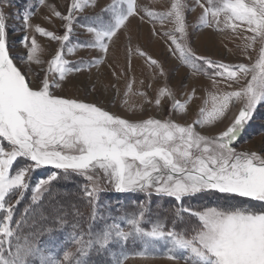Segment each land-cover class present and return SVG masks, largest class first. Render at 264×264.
Segmentation results:
<instances>
[{
	"label": "snow or ice",
	"instance_id": "1",
	"mask_svg": "<svg viewBox=\"0 0 264 264\" xmlns=\"http://www.w3.org/2000/svg\"><path fill=\"white\" fill-rule=\"evenodd\" d=\"M4 3L0 0V264H88L84 257L92 251L106 254L110 245H124L130 240L142 243L144 251L138 255L147 256L148 249L163 247L167 259L177 264L180 260L184 264H264V155L237 151L234 146L253 113L264 106V0H192L191 4L189 0H167L161 10L139 6L137 0H111L99 13L85 17L90 22L81 27L89 39L72 46L68 45L78 14L98 7L96 0H68L63 11L47 0H38L37 7L48 8L44 19L53 27L59 22L63 33L32 24L34 11L21 16L22 30L33 35L19 38L25 49L20 60L44 63L38 55L37 35L59 44L47 68L41 69L43 76L37 73L35 86L10 52L9 35L15 29L9 28ZM197 7L201 12L195 27L248 33L243 37V50L257 51L254 46L259 44L255 61L229 64L197 55L186 43L187 16ZM136 17L141 21L147 18L154 35L156 22L161 28L170 25L163 33L169 51L192 76L202 73L211 80L213 90L197 107V118L192 122L171 116L129 120L94 103L58 94L71 74L102 64L110 43ZM77 49H96L102 56L77 61L66 58ZM138 54L158 70V77L166 79L156 59L144 52ZM133 84L134 79L127 84L125 95ZM141 85L153 87L143 81ZM197 91L192 86L181 101L164 83L156 89L154 101L147 91L137 94L158 108L170 102L172 114L187 115L198 99ZM236 104L238 114L226 130L208 134L206 129L226 118ZM46 166L85 179L83 194L92 209V222L104 219L97 207L105 186L121 193H144L147 203L138 202L137 207L124 211L121 222L106 223L96 231L91 225H73L80 229L72 237L75 251L64 250L62 259L53 257L25 234L26 218L15 219V205L9 202L15 198L18 204L30 187V173ZM56 178L53 172L35 184L33 203L43 187ZM206 191L248 198L261 208L194 210L184 206L186 198ZM154 194L176 202L170 209L171 228L159 215L148 219L150 227L144 223L151 215L150 198ZM185 214L195 218L196 226L178 229L176 224L183 223ZM60 223L67 221L60 217ZM127 258L113 257V264H125Z\"/></svg>",
	"mask_w": 264,
	"mask_h": 264
},
{
	"label": "rangeland",
	"instance_id": "2",
	"mask_svg": "<svg viewBox=\"0 0 264 264\" xmlns=\"http://www.w3.org/2000/svg\"><path fill=\"white\" fill-rule=\"evenodd\" d=\"M163 1L165 2L164 4L167 3V0H137V3L139 6L161 10V6L164 5ZM47 2L56 5L58 10L63 11L68 0H47ZM96 2L98 7L89 8L85 13L78 14L79 20L74 24V30L68 46H72L77 41L89 39L81 24L89 23L90 21L86 20L85 17L99 13L101 8L109 4L111 0H96ZM191 2L192 0H189L190 4ZM37 4L38 0H5L3 4V11L6 15L9 28L15 29V31H10L9 35L10 52L16 58L14 62L22 69L33 86L39 80L37 73L43 76L44 73L41 72V69L47 68V62L55 54L59 44L56 41H49L47 38L37 35L36 38L41 48L38 55L44 63L28 64L20 60L18 57L25 52V49L19 42V38L25 34L29 36L33 35L30 30L27 33L22 30L21 16L25 11H34L35 14L31 18L32 24H40L49 30L55 31L58 35L63 33L59 22H56L53 27L44 19L48 13V8L44 6L37 7ZM200 12L201 10L197 7L195 12L187 16L188 38L186 43L197 55L229 64L244 63L247 65L255 61L259 44L254 46L257 51L249 49L245 52L243 50L245 43L243 37L247 36L248 33L243 31L232 33L230 30L217 31L214 28H197L195 25L198 24ZM134 27L135 30H131ZM170 27V25L166 24L165 27L161 28L160 24L156 22V34L154 35L152 31L153 24L147 22V18L144 21H141L138 17L131 18L130 22L127 23L126 29L121 30L118 36L114 38V42L110 43L107 54L103 55V63L91 69L71 74L66 82L62 83V88L57 90L58 94L66 98L94 103L110 113L129 120H139L150 116L155 118H169L171 116V118L180 120L181 122H192L197 118L196 104L190 106L187 115L172 114L170 102L158 108L154 102L152 104L145 103L144 98L137 94L139 91H147L149 97L154 101L156 89L167 83L176 93V98L183 101L185 99L184 93L188 92L192 86H195L198 90L197 103L199 102L198 106H201L207 93L213 90L208 76L202 73L195 77L192 76L191 70L183 66L177 59V56L169 51V42L163 33ZM205 33L212 34L213 37L223 42L222 48L208 44L205 41L206 39L204 40L203 38V34ZM226 41L231 42V44L227 46L225 44ZM155 42H158V46L154 49ZM139 52H144L147 56L156 59L163 67L166 79L158 77V70L150 67L145 57L138 54ZM99 56H102V54L96 49H77L75 54L66 55V58L70 61H77L80 59H96ZM249 56L252 57L251 60L248 59ZM108 61H110L108 63L109 66L104 70L100 69ZM154 77L156 78L154 79ZM191 77H194L196 80L190 82ZM133 79L135 80V84H133L132 91L125 95L126 86ZM141 81L144 82V85L152 84L153 87L148 89L141 85ZM100 90L104 91V93H101ZM237 105L231 107V111L227 114L226 118L207 128L208 134L218 135L220 132L226 130L238 114L239 106ZM198 130L200 129L198 128ZM234 146L237 151H255L260 155H264V106L256 109L251 119L245 125L244 130L239 134L237 141L234 142ZM20 163H23V161ZM53 172H56L57 178L43 187L41 193L38 194L37 201L33 203L32 195L35 184L42 178L47 179ZM28 180L30 187L25 192L23 199L18 204H16L15 198L9 201L15 205L14 218L19 220L25 217L27 221L25 234L45 249L46 253H50L53 257L60 259L63 258L64 250L75 251L72 237L80 229H74L73 225L78 224L82 227L91 225L93 231H96L106 223H112L113 221L121 222L124 217V211L137 207L138 202L147 203L144 193H121L105 186L99 195L97 207L98 214L102 215L104 219L98 218L95 222H92L89 212L92 209L83 194V186L86 181L81 176L65 174L63 171L57 170L52 166H46L31 172ZM220 194L222 193L206 191L204 198L208 200V203L218 202L224 206L227 204L225 202L224 204L222 200L229 202V199L233 198ZM236 200L233 199L231 201ZM150 201L152 213L144 223L150 227L148 219H154L159 215L166 219L168 227L171 228L170 209L174 208L173 200L154 194L150 198ZM190 203L184 201L186 206H190ZM84 205L87 209H85ZM78 206H82L81 209H84V212L81 211L82 214L76 215L77 211L75 209H79L76 208ZM25 209L28 210L27 214H25ZM50 213L52 214L51 216H49ZM53 216L55 219H53ZM39 217H43L42 221H40ZM60 217H64L67 223L61 224ZM182 219L183 223L176 224L178 229L196 226L195 218L185 215ZM53 220L55 221L54 225L57 230L53 231V228H51V231H49L50 225H53ZM33 225H36V227L41 226L40 231L36 234L32 231ZM122 226L126 227L123 224ZM48 233L51 234L48 235ZM141 251H144L142 243L138 240H130L124 245H110L106 254H97L95 251H92L84 259L88 261V264H113V257L127 255L128 258L125 260V264H177L176 261L167 259V252L163 247L148 249L147 256L138 255ZM179 264H184V261L180 260Z\"/></svg>",
	"mask_w": 264,
	"mask_h": 264
},
{
	"label": "trees",
	"instance_id": "3",
	"mask_svg": "<svg viewBox=\"0 0 264 264\" xmlns=\"http://www.w3.org/2000/svg\"><path fill=\"white\" fill-rule=\"evenodd\" d=\"M60 171H63V170H60ZM204 194H206V192H203V193H201V194H199V195H197L196 197H193V198H186L184 201L185 202L187 201V203H189V202H191V203H190V206H186L185 204H184V206L185 207H191L192 206L191 208L194 209V210H202L205 207H219V208L250 207V208H253V209H260L261 208V205L258 204L255 201H251L248 198H241V197H238V196H235V195H230V194H220V195H226L227 197H231V198L233 197L232 199H229L230 200L229 202L226 201V200H222L223 203L225 202L227 204L225 206L222 203H221L222 205H220L218 202L217 203H215V202L214 203H211V202L208 203V200L204 198V196H205ZM197 198H199V199H197ZM191 199H193V200H191ZM233 199H237V200L232 202L231 200H233ZM235 202H237V203H235ZM175 204H176V202H174V206H175ZM84 207H85V209H87V207L85 205H84ZM76 208H79V209H75V211H77L75 213L76 215L82 214L81 211L84 212V209H81L82 206H78ZM89 212L91 214V210ZM85 214H86V212H85ZM51 215L52 214L50 213L49 216H51ZM185 215H187V214H185ZM42 218H40V221H42ZM53 219H55L54 216H53ZM40 221H38V222L40 223ZM54 223H55V221L53 220V225L51 224L49 229L53 228V231H56L57 228L55 227ZM33 227H32L33 228L32 231L34 232V234L39 232L40 229H41V226H37L36 227V225H33ZM49 234H51V233H48V235ZM46 236H47V234H46Z\"/></svg>",
	"mask_w": 264,
	"mask_h": 264
},
{
	"label": "bare ground",
	"instance_id": "4",
	"mask_svg": "<svg viewBox=\"0 0 264 264\" xmlns=\"http://www.w3.org/2000/svg\"><path fill=\"white\" fill-rule=\"evenodd\" d=\"M131 30H135V27H134V29H131ZM204 36H203V38H204V40L208 43V44H213V46H215V47H220V48H222V43L223 42H221L220 40H218V39H216V37H213L212 36V34H209V33H205V34H203ZM158 46V42H155V46L153 47L154 49L156 48ZM115 57V56H114ZM110 61H108L106 64H105V66L103 65V66H101L100 67V69H105L106 67H108L109 66V63ZM194 80H196L194 77H191V80H190V82H193ZM199 81V80H198ZM100 92L101 93H104V91H101L100 90ZM152 213V212H151ZM162 264H165V263H162Z\"/></svg>",
	"mask_w": 264,
	"mask_h": 264
},
{
	"label": "crops",
	"instance_id": "5",
	"mask_svg": "<svg viewBox=\"0 0 264 264\" xmlns=\"http://www.w3.org/2000/svg\"><path fill=\"white\" fill-rule=\"evenodd\" d=\"M163 4L165 3L164 1L162 2ZM228 37V36H227ZM227 46L229 45V44H231V42H227L226 41V43H225ZM209 83L211 84V82L209 81ZM221 87H223V85H221ZM196 109H197V107H198V105H199V102L197 103V100H196ZM237 106H239V105H237ZM238 110V109H237ZM237 110H236V112H237ZM234 113H235V111H234ZM232 116V115H231Z\"/></svg>",
	"mask_w": 264,
	"mask_h": 264
}]
</instances>
